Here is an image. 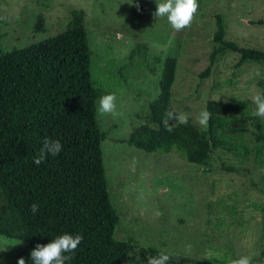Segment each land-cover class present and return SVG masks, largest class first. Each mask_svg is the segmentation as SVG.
<instances>
[{
  "label": "rangeland",
  "instance_id": "1",
  "mask_svg": "<svg viewBox=\"0 0 264 264\" xmlns=\"http://www.w3.org/2000/svg\"><path fill=\"white\" fill-rule=\"evenodd\" d=\"M128 2L0 0V50L55 35L73 10H84L93 83L99 98L117 96V115L97 112L106 132L101 149L107 188L120 217L114 239L199 264H230L247 255L252 264H264V119L252 115V97L264 92V0H199L191 27L180 32L153 16L155 0H133L140 11ZM39 14L44 32L33 29ZM251 48L262 55L243 59ZM169 56L177 59L169 112H186L201 128L197 118L208 100L248 103L240 113L212 115L206 166L175 150L149 153L125 141L138 126L154 124L148 107ZM29 249L0 235V252L11 261Z\"/></svg>",
  "mask_w": 264,
  "mask_h": 264
},
{
  "label": "trees",
  "instance_id": "2",
  "mask_svg": "<svg viewBox=\"0 0 264 264\" xmlns=\"http://www.w3.org/2000/svg\"><path fill=\"white\" fill-rule=\"evenodd\" d=\"M84 18V10H73L63 31L0 50V235L29 246L26 264H34L30 253L37 244L65 233L84 237L70 264H147L160 252L113 237L120 217L105 177L101 142L106 132L97 121L100 90L92 80ZM43 21L41 14L36 16L35 32L45 31ZM254 55L262 53L251 48L242 58ZM211 66L200 73L202 78ZM176 67L177 59L167 57L158 95L148 107L154 124L138 126L125 141L149 153L175 150L188 162L206 166L211 122L204 130L189 119L186 126L175 124L172 132L162 122L171 107ZM247 105L236 97L206 102L212 115L240 113ZM45 138L60 140L62 151L37 166L33 157ZM34 202L40 205L35 215L29 211ZM176 257L170 264H199ZM18 259L11 261L0 252V264H17Z\"/></svg>",
  "mask_w": 264,
  "mask_h": 264
},
{
  "label": "clouds",
  "instance_id": "3",
  "mask_svg": "<svg viewBox=\"0 0 264 264\" xmlns=\"http://www.w3.org/2000/svg\"><path fill=\"white\" fill-rule=\"evenodd\" d=\"M156 10L153 16L158 18H166L167 22L176 31L180 32L191 27L199 9V0H155ZM130 6L136 7L140 11L139 3L133 4V0L128 2ZM117 38L121 39L122 34L117 33ZM256 110L252 113L253 116L264 119V94L257 93L252 97ZM97 112L101 116L117 115V96L115 93L104 95L98 100ZM212 118V113L205 107L199 112L197 122L202 129L207 130L209 122ZM174 120V124H169V121ZM168 132H172L175 124L188 125L189 114L186 112H168L166 118L162 121ZM62 151L61 141L58 139L45 138L43 145L39 150L38 155L33 157V163L39 166L46 158L57 156ZM40 205L34 202L30 205L29 211L35 215L39 211ZM84 237L81 234L65 233L53 239L46 245L37 244L31 251L30 256L34 264H70L71 259L75 254V250L82 243ZM190 247V246H189ZM3 250H6L4 248ZM0 250V251H3ZM71 253L73 255H65ZM174 253L161 251L158 256H152L148 259L147 264H170ZM179 262V257L177 256ZM253 257L251 255L240 256L237 259H231L230 264H252ZM17 264H26L23 257L19 258Z\"/></svg>",
  "mask_w": 264,
  "mask_h": 264
}]
</instances>
